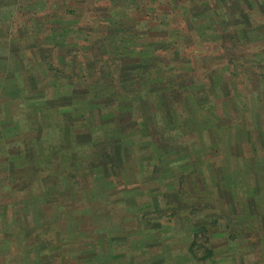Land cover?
Returning <instances> with one entry per match:
<instances>
[{
  "label": "crops",
  "instance_id": "1",
  "mask_svg": "<svg viewBox=\"0 0 264 264\" xmlns=\"http://www.w3.org/2000/svg\"><path fill=\"white\" fill-rule=\"evenodd\" d=\"M64 22L69 25L61 23L62 27L58 29L51 27L52 32L57 31L54 37L62 34V38H65L64 35L71 28V20ZM54 37L53 40L57 43L61 42ZM1 39L3 38L0 32ZM11 40L5 38L4 42ZM41 40L38 35L29 48L23 47V42L17 46L15 42V47L12 46L14 43L8 44L5 52L0 55V97L3 98V104L8 106L5 116L0 113V124L3 125L0 129V149L3 148L0 150V160L7 159L8 164L4 167L3 161L0 162V173L6 171L11 174L13 168L18 165H24L25 168L35 159H43L45 155L47 159L52 155L51 160L42 165L39 174L26 171L29 174L19 180L0 178V264L6 258H14L16 264H142L143 260L150 261L148 264H188L189 261L194 263L197 259L212 258L206 261L217 264L218 259L224 260L227 256L243 258L252 254V250L261 246L264 248V176L262 169H258V162H262L261 167L264 169V159H260V156L249 159L242 153V143L231 147L230 142L233 152L231 151L224 162L210 163L202 157L206 150L199 147L196 151L190 150L189 146L179 148L172 144L173 141H167L165 128L170 129L172 134H168L171 136L176 135L175 131L182 122L179 117L180 110L176 106L178 101L181 102V94H170V91L173 88L182 89L183 84L179 81L176 87L164 79L152 80L147 77L149 72L157 69L154 60H147L145 63L149 64V68L142 78V85L146 88L144 92L137 90L136 86L141 83L136 84L133 75L127 74L120 80L121 88L126 94L116 96V104L112 102L106 107L104 103L105 107L99 110L100 114L115 113V118L101 117L100 123L94 127V130H102L104 134L97 138L96 145L100 146V149L91 154L93 160L88 173H81L79 161L82 158L78 160L77 155L74 157L75 148L72 149V146L75 147L77 142L90 140L77 139L75 143L67 145V140L71 138L64 133L62 127L60 129L64 133V144H49V148H45L42 153L35 148L33 140H24L22 145L18 133L22 129L20 121L23 118H15L12 115L10 103L12 100L20 101H17V104L25 106L23 114L30 121H33L35 112L39 114L45 107V103L39 100L41 97H49L45 84H41L44 80L35 77V74L40 75L38 70L33 72L31 69L34 65H39L40 53L43 54L41 55L44 64H47L50 57V45L47 47L45 40ZM67 48L58 51L57 55L54 53L61 64L72 54V49ZM34 55L38 59L32 60ZM166 65L174 69V65L169 61ZM21 67H31V74L34 76L29 77L30 72H25ZM44 73L48 72L44 70ZM169 73L171 74L170 71ZM25 75L30 82L26 81ZM171 78L169 75V79ZM53 82L56 84V79ZM114 90L115 87L109 89L112 96L116 94ZM71 95L69 90L68 93L61 92L53 97L63 100ZM151 95L156 99L148 102L145 98ZM144 102L149 103L151 107ZM64 103L63 100L60 105ZM148 107L150 108L146 110ZM68 108L70 110L66 112H69L67 114L71 117L75 106L65 105L64 110ZM9 122L13 124L7 126ZM158 122L166 124L162 131L165 136L160 139L156 138L154 132V126ZM32 128L38 134L44 126L35 124ZM251 133L252 131L248 130L246 140H252V145L259 138H254ZM140 134L143 139L139 137ZM240 139L242 138L238 135L237 140ZM213 143L211 150L218 153L215 149L217 143ZM67 146L71 147L69 152L66 150ZM256 146L257 144H254L255 148ZM7 150L9 153L15 151L13 155L19 158H9L5 154ZM24 153L25 159L22 160ZM67 153H70L68 162L74 161L75 171L65 169ZM59 154L62 156L60 163L66 164H62L63 169L59 170L58 175L53 171L43 172L45 166L51 168V165L55 164L54 158ZM232 161L238 162L239 167L231 166ZM78 173L84 180L89 177L97 179L95 188L85 186L82 189L85 196L78 198H84L90 205L74 208L71 215L60 213L57 210L59 202L72 198L71 188L74 195L77 192L74 185L77 181H74L73 177ZM118 176L123 180L117 182L115 177ZM36 180L42 188L40 193L33 194L30 191L25 193L24 197L8 200L11 196L14 197L17 191H22L23 187L28 186L29 182ZM98 187L104 191H100ZM2 190L5 192L2 193ZM156 191L164 193L172 217L164 213L166 208L163 207ZM142 193L149 195V199L140 202L139 195ZM189 193L199 195L203 202L198 201L194 205L186 203L183 195L187 196ZM215 193H218L217 199ZM72 200L75 202L74 197ZM150 213L156 216L152 217ZM163 219H167L165 225ZM153 227L156 231L150 232ZM168 231L171 234H168ZM180 231L186 235L179 241L189 242L188 254L173 253L177 251L172 248V243L176 242L175 235ZM221 238L225 243L223 248L216 245V240L221 241ZM211 241L215 244L212 245ZM156 244L160 248L159 252L153 250ZM196 247L198 250L203 248L205 253L196 254ZM221 255L223 257H220Z\"/></svg>",
  "mask_w": 264,
  "mask_h": 264
},
{
  "label": "rangeland",
  "instance_id": "2",
  "mask_svg": "<svg viewBox=\"0 0 264 264\" xmlns=\"http://www.w3.org/2000/svg\"><path fill=\"white\" fill-rule=\"evenodd\" d=\"M215 3L216 0H0V32L3 38L0 40V47H2L0 55L11 43H14L13 47H15V42L16 46L23 42V47H31L30 43H34L38 35L43 41L46 36L44 43L47 47L50 45V57L47 64H44L43 54L40 53L39 65L29 67L33 72L38 70L40 75L35 74V77L44 80L41 84H45L49 95L48 98H43L42 103H45L43 110L39 114L35 112L32 117L33 121H30L23 114L25 106L17 104L20 101L12 100L10 103L12 115L15 118H23L20 121L22 129L18 133L22 145L25 143L24 140H33L35 148L42 153L45 148L46 150L49 148V144H64L62 141L64 133L71 138L67 140V145L75 143L77 139H89L90 142L81 141L77 142L75 147L72 146V149L75 148L74 157L77 155L78 160L82 158L79 161L81 173H88L92 166L91 160H93L91 154L94 150L100 149V146L96 145L97 138L104 134L102 130H94L101 118L99 109H97L98 105L93 107L92 113L88 111L85 117L74 119L67 114L69 112H66L70 109L64 110L65 105H60L63 100L53 96L61 92L68 93L69 90L71 93L81 92L86 96L95 95L96 85L112 80L114 91H116L114 97L118 95L121 97L126 94L121 88L120 81L123 76L127 75V73L124 74L126 71L122 67L123 62L128 59H141L143 63L147 60L155 61L157 69L154 68L147 76L152 80L164 79L165 82L173 83L176 87L179 81L183 84L182 89L174 90L173 88L170 91V94H181L179 96L181 102L178 101L176 106L180 110L179 117L182 122L175 131L176 135L171 136L172 132L167 127L165 128L166 124L158 122L154 126L156 138L160 139L165 136L162 133L165 128L167 141L170 143L173 141L172 144L179 148L189 146L190 150L196 151L198 147L206 150L207 152L202 157L205 160L208 159L210 163L224 162L231 151L233 152L231 147L241 143L244 147L242 153L246 154L249 159L255 156L264 159V0H257V2L256 0H218V7ZM195 5L198 8L193 10L192 7ZM202 11H205V14H201ZM246 13H249L248 18L244 17ZM113 15L116 16L115 18L119 17V20L124 17V20L110 27L111 21H114ZM188 16H191L189 22L193 26L201 21L208 22L212 18L217 21L225 20L227 24L216 29L193 28L188 23L186 18ZM66 20H71V28L67 30L65 38H62V34H57V39L61 40L57 43L53 40L57 31L52 32L51 27L58 29L62 27L61 23L67 26L69 24L63 23ZM252 29L257 30L262 38L249 40L246 32ZM5 38L12 40L4 42ZM170 40L174 41L173 46L169 43ZM65 48L72 49V54L67 58V60L72 59L70 66L64 64V61L61 64L60 59L56 57L58 51ZM27 50H25L26 53H28ZM17 52L23 54V52ZM29 53L31 54V51ZM36 59L38 58L34 55L32 60ZM168 61L174 65L175 70L170 65H166ZM44 70L48 73L45 74ZM59 70L62 71L61 74ZM31 72L28 74L29 77L34 76ZM63 73H65V78H62ZM57 74L60 75L62 81L57 79ZM169 75L172 76L171 79ZM68 76L74 81L73 87L71 85L68 87ZM217 76L223 78H221L222 83H215V81L218 82ZM133 78L136 84L141 83L140 86H136L137 90L144 92L146 88L142 85L144 80L141 76H133ZM55 79L56 84L53 82ZM62 85L65 87L63 88ZM170 87L171 84L168 89ZM141 94L144 95V93ZM145 99L152 102L156 98L151 95ZM22 100L25 99L22 98ZM2 101L3 98L0 97V113L1 116H5L8 106ZM104 103L105 101L100 106H104ZM144 104L151 107L147 102ZM83 106H79L80 112H84ZM10 124L12 125L13 122H9L7 126ZM35 124L44 126L38 134L32 128ZM62 124L65 125L64 133L60 129ZM2 127L3 125L0 124V129ZM248 130L252 131L254 138H259L252 145V140H246ZM238 135L242 139L237 140ZM139 137L143 139L141 134ZM94 138L95 141H93ZM213 142L217 143L215 149L218 153L211 150L210 146ZM254 144H257V148ZM139 148L141 147H136V149ZM70 149V146L66 147L68 152ZM145 150L148 151L147 147ZM15 153V151L9 153L7 150L5 154L9 158L18 159V156L13 155ZM69 156L70 153H67V164L66 162L60 163L62 156L59 154L56 159L54 158L55 164L51 165V168L45 166L43 172L53 171L58 175L59 170L63 169L62 164L67 165H65L67 171H75L74 161L68 162ZM193 158H195L194 154ZM21 159H25V153ZM1 161L4 167L8 166L7 159ZM261 164L262 162H258V169H262L264 176ZM231 166L239 167V163L232 161ZM204 170L207 172L206 168ZM26 171L28 169L24 168V165H18L17 168H13L11 174L6 171L0 173V178L19 180L29 174ZM82 178L80 173L73 177L74 181H77L74 183L77 190L75 195L74 190L70 188L73 191L71 197H74L75 202L72 198L61 200L60 205L57 206L60 213L65 212L71 215L74 208L79 209L90 205L83 198L85 195L82 189L85 186L95 188L97 179L89 177L85 179L87 182L85 184ZM115 180L119 182L123 178L118 176ZM252 181H255V176ZM38 184L37 180L29 182L28 186L23 187L22 191H17V194L8 200L24 197L25 193L30 191L33 194L40 193L42 188ZM145 186L147 187V184ZM97 189L104 191L100 187ZM4 192L5 190H2V193ZM157 194L161 198L163 207L166 208L164 213L172 217L170 206L166 205L167 198L164 193L156 191ZM215 194L217 199L218 193ZM82 195L84 201L78 199ZM183 197L184 201L190 205L198 201L203 202L199 195H193V193L187 196L184 194ZM139 198L142 202L143 199H149V195L142 193ZM184 212L186 213L187 209ZM150 214L152 217L156 216L154 213ZM166 220L163 219L164 225L167 223ZM136 224L135 220L134 226ZM149 231L155 232L156 229L153 227ZM167 233L171 234L169 231ZM185 235V232L181 231L175 235L176 242L172 243V248L177 252H173L174 254H188L189 242L179 241ZM221 239V241L216 240V245L223 248L225 243L223 238ZM211 243L215 244L214 241ZM262 247L249 250L252 254L243 258L227 256L224 260L218 259L217 264H264V248ZM196 249L198 255L205 253L203 248L198 250L196 247ZM153 250L159 252L160 248L156 244ZM206 260L197 259L194 263L189 261L188 264H211ZM149 262L143 260L142 264ZM2 264H16V262L14 258H6Z\"/></svg>",
  "mask_w": 264,
  "mask_h": 264
},
{
  "label": "trees",
  "instance_id": "3",
  "mask_svg": "<svg viewBox=\"0 0 264 264\" xmlns=\"http://www.w3.org/2000/svg\"><path fill=\"white\" fill-rule=\"evenodd\" d=\"M248 1V0H247ZM218 4V0H216V3H215V6H217ZM253 7V6H251ZM196 8H198L196 5L192 7L193 10H195ZM205 11H202L201 14H205L204 13ZM114 16V15H113ZM116 16H114V21H111V25H109L110 27H112L114 24H120L121 20H124L123 18L119 20V17L115 18ZM245 18H248L249 17V13H246V15L244 16ZM187 20H188V23L191 27L195 28H203L204 30L205 29H216V28H222L223 26H225L227 24V22L225 20H215V19H210L208 20V22H204V21H201V22H198L196 26H193L190 24V18L191 16L189 17H186ZM232 18V17H230ZM112 20V19H111ZM200 23V24H199ZM196 24V22L194 23ZM228 26V25H227ZM246 37L249 39V40H259L262 38V36L259 34V32L255 29H252V30H248L246 32ZM203 35H204V32H203ZM55 39L57 37H54ZM172 46L174 45V41L173 40H170L169 42ZM118 55H122V54H118ZM124 56V55H122ZM65 61V64H67L68 66L71 65V61L72 59L70 60H64ZM121 65V64H120ZM122 67L124 68V70L126 71L124 74H128V75H133L135 77L137 76H141V79L143 78V76L147 73L148 71V68H149V64L145 65V63H143L141 60H135V59H128V61H125L123 62L122 64ZM22 68V67H21ZM22 69H25V68H22ZM26 71L25 72H31V69H25ZM60 71V70H59ZM62 71H60L59 74H61ZM69 74V73H68ZM123 74V75H124ZM25 78H26V81L30 82V80L27 78V75H25ZM57 78L60 79V75L57 74ZM62 78H65V73H63V76ZM222 77L220 76H217V79H218V82L215 81V83H222ZM145 79V78H144ZM61 80V79H60ZM68 87H70V85L73 87L75 84L73 79L70 78V76H68ZM113 81L112 80H108L104 82V84H99V85H96L94 88L96 89V94L94 95H90V96H86L84 93H74L72 92V95L69 96V97H66L64 100V105H72V106H75V110H73L71 113V118H74V119H79L80 117H85L86 116V112H93V107L94 106H97L98 105V108L97 109H102L104 106H100L104 101H105V104H106V107L110 104L113 103H117V99L116 97L112 96V93L109 92V89H111L113 86ZM146 85V84H145ZM154 88V86H153ZM222 88V86H221ZM223 89V88H222ZM41 102L44 101L43 98L40 99ZM168 100V98H167ZM80 103V104H79ZM83 106V110L84 112H80V107L79 106ZM102 119L107 117V118H111V117H114L115 118V113H105V114H100ZM62 127V130H65L64 127L65 125L62 124L60 125V128ZM46 157V155H45ZM45 157L43 159H35L33 161L30 162V165L25 167L28 169V171H34L36 172L37 174H39V172L41 171V167L42 165L48 161V160H51V157L52 155L50 154L49 157L47 159H45ZM40 170V171H39Z\"/></svg>",
  "mask_w": 264,
  "mask_h": 264
}]
</instances>
